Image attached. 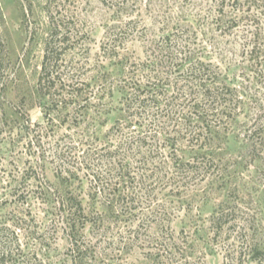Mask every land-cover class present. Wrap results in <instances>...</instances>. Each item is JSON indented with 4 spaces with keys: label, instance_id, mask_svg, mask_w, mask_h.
I'll return each instance as SVG.
<instances>
[{
    "label": "rangeland",
    "instance_id": "374dc122",
    "mask_svg": "<svg viewBox=\"0 0 264 264\" xmlns=\"http://www.w3.org/2000/svg\"><path fill=\"white\" fill-rule=\"evenodd\" d=\"M50 13L80 30L76 49L64 55L70 76L98 75L102 90L120 80L153 86L155 77L168 92L159 112L172 95L181 110L188 84L184 60L156 66L159 58L175 43L206 46L229 85L248 87L245 109L224 115L225 131L207 141L219 154L212 167L177 175L179 159L187 162L198 148L181 134L172 148L160 141L162 164L153 153L145 165L149 147L134 146L131 159L120 156L112 173L102 172V157L122 154L126 137L139 131L106 137L126 108L120 93L95 99L88 88L90 98L68 116L38 96ZM0 36V260L7 251L5 264H79L80 257L146 264L160 242H170L200 264H239L250 245L264 249V0H0ZM84 152L99 158L82 162ZM119 189L130 196L117 201ZM68 193L91 214L74 238L62 205ZM217 211L225 214L218 235Z\"/></svg>",
    "mask_w": 264,
    "mask_h": 264
},
{
    "label": "trees",
    "instance_id": "16d2710c",
    "mask_svg": "<svg viewBox=\"0 0 264 264\" xmlns=\"http://www.w3.org/2000/svg\"><path fill=\"white\" fill-rule=\"evenodd\" d=\"M75 27L76 26L73 27L71 24L67 23L66 18L57 19L50 13L49 30L45 42V53L38 81L37 93L42 99L46 97L49 99L47 104L51 109L55 107L53 111L57 110L56 113H59V115L67 114L66 116L70 114V107L80 106L84 101L90 98V94L87 90L88 88H93L91 96H95V99L98 95L105 96L107 93H109L110 96L113 95L114 92L122 95L124 107H126L125 111L122 118L114 124L106 137L111 136L113 139L125 138L126 136H123L121 133L126 129L129 132L131 131L130 133L139 132L136 136H130V140H127L126 137V148L123 149L122 154H118L119 152L115 151L114 154H108L106 158L102 157V160H100L101 164H103L101 169L105 167L102 172L108 171L112 173V169L109 168L112 164L111 161H114L118 157V159H120V156H122L123 160L131 159L133 154L130 151L134 146H136L138 150L149 147V150L143 152V154L140 151L137 152L139 155L142 154L141 157L145 165L149 164L148 158L151 157L153 153L158 163L162 164L164 163L163 159L167 158V155L163 154L162 151L165 146L160 141H163L164 144L167 142L168 147L171 146L172 148L173 145H176L174 143L175 139L179 138L181 134H183L184 138H188L189 143L192 144V149H194V147L198 148L193 150L194 155L191 156L192 158L187 162L181 158L179 159V164H177L175 168L177 175L179 176L183 173L189 175L196 174L199 172L200 166L204 169H209V163L215 161V157L219 154L213 149L215 146H213L212 143L207 144V141L214 142L216 139H219V135L225 131L223 124L227 125L229 120H223L225 119L223 118L224 115H231L234 111L243 110L247 104L242 92L245 89L243 88L241 91L242 88L228 84L222 69L219 65L215 64L213 60L214 57L211 55L212 52H210L206 46L203 47L200 46V44H197L198 47H195L192 46L191 43H189V46H182L175 43L171 51L170 48L167 50L170 52L166 57L163 56L159 58V62H157L156 66L167 64L175 67L174 60H184L186 66L182 76L186 78L185 81L188 83L184 86L187 87V91H184L185 99L178 105V108L182 107V109L176 110L177 105L174 104V101H178L180 98L178 96L173 97L172 95L170 100L169 98L165 99L167 103L165 109L159 112V107L162 105L160 97L167 96L168 92L161 89L164 86L156 84V81L159 80L155 77L153 78L154 82L151 83L153 86H143L141 79H139V82L135 84L134 87L129 86V83L126 81L121 82L120 80L116 86H105L104 90H102V87L100 89L97 88L101 85L98 75L97 77L94 76L93 78H89L90 80L79 79L74 75H69L70 71L67 69L70 66H68V63L64 64V55L68 49H76L77 44H79L80 40L77 39L80 30L75 29ZM2 43L3 41L0 36V64L2 62L1 56L4 49ZM165 49L162 51L165 52ZM106 77L110 78L111 74L107 73ZM246 90H248V87H246ZM98 99H101V97ZM89 104L90 103L87 102L86 106H81L83 108L80 107V111L86 113V111L89 110ZM72 111L74 114V110ZM184 111H189L191 114L195 113L196 116L192 118L188 117L184 114ZM176 115L177 118H175ZM178 119H180V123ZM169 127H172V130H167ZM176 127L178 128L176 129ZM116 130L121 133L116 135ZM116 148L117 150H122L123 147L117 146ZM96 157L99 158L98 152H93L92 154H90V152L87 154L84 152L82 158L85 159L82 160V162L87 161L88 158L95 160ZM176 157L179 158L180 156L176 155ZM103 158L105 160H103ZM121 162L123 161L121 160ZM211 167L210 165V168ZM121 175L122 181L125 182L124 178L126 174L123 173ZM119 191L120 194L117 201L121 198H128L130 196V194H126L125 191H121L120 189ZM115 198L116 196L114 199ZM135 199L136 198L132 200L135 202ZM62 205L65 208V222L68 224L74 238V234L78 232V230H81V227L85 228L91 214L87 213L83 202L74 194L68 193L65 195ZM224 218V211H217L213 215V229L216 235L223 231L225 224V221H223ZM160 245L161 248L148 258L146 264H200L194 259L195 253L187 250V248L183 250L177 249L175 248L176 246H173L174 244L170 242L166 244L160 242ZM193 247L194 246L191 247L192 250ZM247 250L249 254L246 260H243L241 254L237 257V262H239V264H264V249L257 245H250ZM77 251L80 253L82 250L77 246ZM85 251H87V249L83 252L85 253ZM5 253L8 252H3V258L0 260V264H5ZM78 260L79 264H89L88 258L80 257ZM75 263H77V260H75Z\"/></svg>",
    "mask_w": 264,
    "mask_h": 264
}]
</instances>
